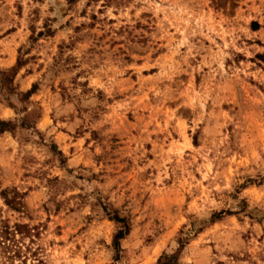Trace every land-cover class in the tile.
I'll return each mask as SVG.
<instances>
[{"label": "rangeland", "instance_id": "obj_1", "mask_svg": "<svg viewBox=\"0 0 264 264\" xmlns=\"http://www.w3.org/2000/svg\"><path fill=\"white\" fill-rule=\"evenodd\" d=\"M0 120V264H264V0H0Z\"/></svg>", "mask_w": 264, "mask_h": 264}, {"label": "trees", "instance_id": "obj_2", "mask_svg": "<svg viewBox=\"0 0 264 264\" xmlns=\"http://www.w3.org/2000/svg\"><path fill=\"white\" fill-rule=\"evenodd\" d=\"M257 25V24H255ZM32 90L28 91L27 93H31ZM9 124V122L5 121V120H0V125H5L7 126ZM2 130H6V128H2ZM222 213H217L215 214V216H220ZM115 219L118 222L123 223V226L118 230V232L115 234L114 237V245L116 247L117 250L121 249V245H120V240L122 238H124L128 233H129V226L126 223L125 219L123 217L120 216H115ZM173 258H175V256H163L161 257V259L159 260V264H175V262H173Z\"/></svg>", "mask_w": 264, "mask_h": 264}]
</instances>
